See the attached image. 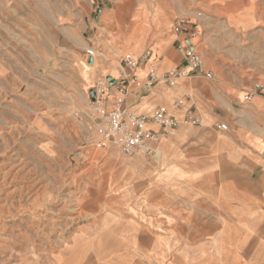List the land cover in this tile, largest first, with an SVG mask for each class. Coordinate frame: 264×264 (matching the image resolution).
Here are the masks:
<instances>
[{
  "label": "rangeland",
  "instance_id": "rangeland-1",
  "mask_svg": "<svg viewBox=\"0 0 264 264\" xmlns=\"http://www.w3.org/2000/svg\"><path fill=\"white\" fill-rule=\"evenodd\" d=\"M263 12L264 0H0V264H82L100 244L115 251L118 226L153 232L161 226L154 215L168 209L158 200L188 197V154L211 157L221 139L246 153L237 138H264V97L232 107L229 94L242 100L264 84ZM178 17L189 21L191 47L211 74L199 76L201 88L226 99L209 98L208 109L189 115L202 123L182 122L173 136L124 154L97 138L100 103L112 107L95 91L119 80L123 54H163ZM158 90L174 108L172 94ZM221 121L227 132L214 128ZM144 251L154 262L151 249L132 250Z\"/></svg>",
  "mask_w": 264,
  "mask_h": 264
},
{
  "label": "crops",
  "instance_id": "crops-1",
  "mask_svg": "<svg viewBox=\"0 0 264 264\" xmlns=\"http://www.w3.org/2000/svg\"><path fill=\"white\" fill-rule=\"evenodd\" d=\"M237 4L241 5L243 2L239 1ZM261 16L264 17V12ZM158 19L161 25L168 21L166 16ZM173 34L175 37L171 39L172 44L163 54L146 49L139 55L143 56L147 50L151 51V56L137 69L141 78L146 77L151 64H154L160 74L184 64L178 44L179 40L190 38V28L187 26L180 34L173 30ZM166 59L171 60L174 65L169 66ZM201 84L199 76L187 78L176 87H169L161 80L153 88L129 92L126 105L130 108L146 100L154 107L163 106L166 99L163 98L162 91L158 90L161 94L155 91L157 87L165 88L172 94L170 100L174 108L168 110L179 119L182 115L183 118H189L192 113L199 112L200 107L208 109L209 98L218 100L223 105L221 100L226 99V95L221 96L220 89L205 90L201 88ZM182 85L189 92H183ZM180 93L185 102L177 98ZM229 94L232 107L242 105L243 102L252 103L256 97L263 96L257 94L253 100L247 101L246 94L242 100H239L241 95L237 91ZM258 101L263 104L260 98ZM217 124H213L216 130ZM244 139L246 140L242 141L237 138L235 142L243 145L248 150L246 153L230 152L226 146L228 140L221 139L217 141L219 150L211 157H198L199 160L196 161L194 155L191 157L188 154V197L177 200L162 198L160 203L158 200L156 206L168 208L164 216L154 215L155 223L160 222L161 226L148 232L142 230L139 223H124L118 226L117 235L128 243H123L120 238L115 243V251L109 249L110 245L107 243L102 248L99 247L102 244L96 245V254L89 253L82 264H111L113 261L114 264H264V138ZM195 169L198 170L197 177ZM86 245L87 243L81 249L88 248ZM121 247H128V250L124 251ZM135 248L151 249L155 261L147 259V251L137 256L132 252ZM113 251L114 258L111 255ZM79 252H74V257Z\"/></svg>",
  "mask_w": 264,
  "mask_h": 264
},
{
  "label": "built area",
  "instance_id": "built-area-1",
  "mask_svg": "<svg viewBox=\"0 0 264 264\" xmlns=\"http://www.w3.org/2000/svg\"><path fill=\"white\" fill-rule=\"evenodd\" d=\"M188 23L186 18L178 17L173 25L174 32L182 33ZM178 47L183 56V65L172 67L160 74L154 64H151L145 78L137 74V69L151 56L150 50H147L143 56L131 53L121 56L122 79L115 80L109 87L99 85L98 90L95 91L96 101L100 102V97L105 93L109 97L106 103L112 107L108 112L101 103L99 107L105 121L96 134L104 144L109 141L122 153L133 154L153 141L173 136L182 122L192 125L202 123L197 117L184 118L182 121L172 115L165 106L154 107L146 113H136L126 105L129 92L153 88L161 80L169 87H176L181 81L194 75L210 77L211 74L205 68L202 55L191 47L190 39L179 40ZM257 94L264 96V84L258 83L255 89L249 90L246 94L247 101L253 100ZM229 129V124L224 121L217 124V130L220 132H227Z\"/></svg>",
  "mask_w": 264,
  "mask_h": 264
},
{
  "label": "bare ground",
  "instance_id": "bare-ground-1",
  "mask_svg": "<svg viewBox=\"0 0 264 264\" xmlns=\"http://www.w3.org/2000/svg\"><path fill=\"white\" fill-rule=\"evenodd\" d=\"M96 140H97V139H96ZM92 144H93V145H96V144H94V141L92 142Z\"/></svg>",
  "mask_w": 264,
  "mask_h": 264
}]
</instances>
